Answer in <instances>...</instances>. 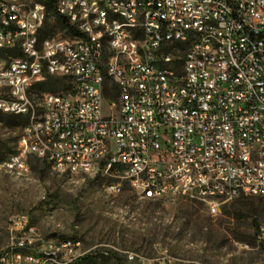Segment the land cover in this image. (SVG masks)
<instances>
[{"label":"built area","instance_id":"2783aa9c","mask_svg":"<svg viewBox=\"0 0 264 264\" xmlns=\"http://www.w3.org/2000/svg\"><path fill=\"white\" fill-rule=\"evenodd\" d=\"M41 2L0 0V41L21 51L1 60L0 111H21L20 89L49 76L68 80L72 101L46 98V115L30 116L32 128L0 166L30 170L34 157L94 176L115 163L112 191L125 180L140 198L195 199L211 214L238 196L264 199V0H55L79 34L32 40L47 15ZM101 3L128 11L146 27V43L133 47ZM188 24L198 26L194 44L182 43ZM101 36L108 48L99 47ZM141 49L160 69L145 68ZM105 76L117 88L108 98ZM25 229H34L25 214L12 219L0 264H72L86 252L68 238L55 263L23 256V248L49 250L40 234L23 238ZM256 238L264 245V222Z\"/></svg>","mask_w":264,"mask_h":264},{"label":"rangeland","instance_id":"374dc122","mask_svg":"<svg viewBox=\"0 0 264 264\" xmlns=\"http://www.w3.org/2000/svg\"><path fill=\"white\" fill-rule=\"evenodd\" d=\"M45 34L70 35L52 11L46 15ZM12 57L13 51L0 53L5 64ZM29 90L35 107L42 93L66 91L48 85ZM4 92L0 83V95ZM27 120L26 115L0 112V161L16 150ZM29 164L24 177L0 171V252L9 247L12 219L25 214L26 225L34 229L32 234L25 229L23 238L40 234L43 242L80 241L86 252L72 264H264V245L256 238L264 222L263 198L238 196L211 214L195 199L140 198L125 180L119 191H112L107 185L115 177L109 174L58 173L34 157ZM30 251L38 248H23V255Z\"/></svg>","mask_w":264,"mask_h":264},{"label":"bare ground","instance_id":"6f19581e","mask_svg":"<svg viewBox=\"0 0 264 264\" xmlns=\"http://www.w3.org/2000/svg\"><path fill=\"white\" fill-rule=\"evenodd\" d=\"M214 3H218L219 5L224 7H232V0H214ZM41 10H47L46 4L44 2H41ZM100 12H105V16L107 19H115L117 20V22L121 24L122 31L126 32V34L129 35L130 40H133V47H142L143 43H146V27H139L138 22L133 21L132 19L129 18L128 11L122 8H111V3H101ZM41 32L42 29H36L32 31V40H40L41 38L54 39L55 37V35L42 36ZM197 33H198L197 24H188V26L186 27V33H184L182 36V43L183 44L196 43ZM105 44H108V36H101V38H99V47L105 48ZM0 49H9V46H6L3 43V41H0ZM141 61H145L146 69H160L159 60H153L152 54L148 49H141ZM104 71H106L104 67L99 66V73H103ZM43 80H33V84L41 82ZM29 89L30 87H27V89H20V103L21 106L24 107L21 109V111H17V110L0 111L2 113H8L13 115H26L28 117L27 120L28 122L26 123L24 128H32V119H30V116L46 115V98H58L61 99L62 101H72V94L68 90H66L65 92H44L41 94L38 102L36 103V107L33 104L32 107H29L30 104ZM19 143H20V138L18 140V144ZM5 160H7V158L2 161ZM53 170L58 173L83 174L77 172L75 170V167H73V165H66V167H63V162H56V164H54ZM0 171L12 174L16 177H24L27 176L29 173V170L26 167H19L12 165H1ZM114 172H115V163H108L107 168L99 169V174L102 173L109 174ZM143 198L151 199V200H160L159 195H154V194H143ZM29 232H31L30 234H32L33 229H29ZM30 234L27 238H34ZM67 240L68 238H62L57 241L50 240L44 242L46 247L49 248V250L38 248V251L36 252L30 251L27 255H23V256H35V258H40V260H46V263H55L56 257H58L59 254V249H63L64 242H66Z\"/></svg>","mask_w":264,"mask_h":264},{"label":"trees","instance_id":"16d2710c","mask_svg":"<svg viewBox=\"0 0 264 264\" xmlns=\"http://www.w3.org/2000/svg\"><path fill=\"white\" fill-rule=\"evenodd\" d=\"M44 2H45L46 7H47V12L52 11L55 14V16L57 17V20L59 21V23H61L63 26H65L68 29L69 34H79L74 30V28L72 26H70L67 23V21L63 17H61L60 15H58L56 13V11H55V0H44ZM46 35L47 34H45L43 36H46ZM9 51H13L14 57L21 55V51L18 48H14V49H10V50L9 49H0V53H6ZM103 73H106V72L104 71ZM47 85L50 89H56L57 86H61L62 88H65L67 90V87H68V86H65L62 83V81H58L57 79H55L54 76H49L48 79H44V81L33 84L31 87V92L35 88H39V89L43 88L44 89V87ZM103 92H104V96L106 98L116 95V92H117L116 86L112 82H110V80L106 76H105L104 84H103ZM81 258H83V257H81Z\"/></svg>","mask_w":264,"mask_h":264}]
</instances>
